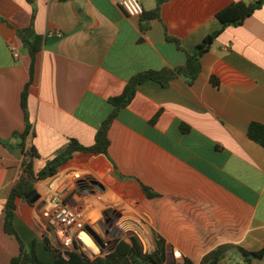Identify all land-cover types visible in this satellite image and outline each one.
Here are the masks:
<instances>
[{
  "label": "crops",
  "instance_id": "crops-1",
  "mask_svg": "<svg viewBox=\"0 0 264 264\" xmlns=\"http://www.w3.org/2000/svg\"><path fill=\"white\" fill-rule=\"evenodd\" d=\"M120 1L0 0V264L19 254L3 231L23 160L5 145L20 148L13 134L25 129L20 97L29 80L16 32L32 25L43 37L27 99L25 146L37 154L36 174L70 140L92 146L114 112L110 99L132 78L184 67L194 47L221 28L220 10L257 0H166L158 19L129 17ZM138 1L143 13L156 3ZM199 63L192 81L136 86L109 124L106 155L75 153L54 176L35 180L38 200L16 199L13 225L28 251L35 244L38 258L56 264L54 232L40 208L53 177L79 172L65 202L86 216L75 252L90 261L133 237L144 253L163 240L162 264H264V147L247 136L251 124L264 126V4L242 25L226 27Z\"/></svg>",
  "mask_w": 264,
  "mask_h": 264
},
{
  "label": "trees",
  "instance_id": "trees-1",
  "mask_svg": "<svg viewBox=\"0 0 264 264\" xmlns=\"http://www.w3.org/2000/svg\"><path fill=\"white\" fill-rule=\"evenodd\" d=\"M166 0H156L155 7L142 14L145 19H158L160 15L161 5ZM264 4V0H257L253 3L237 2L231 3L222 10H220L215 18L221 24V28L211 34H208L204 39L194 47L191 55L187 56L186 65L177 70H163L161 72H148L140 74L132 78L124 89L123 93L118 97L110 99V104L114 107V112L101 124L97 130L92 146L84 147L76 140H70L67 147L60 152L53 160L48 162L44 168L34 174L33 172V158L37 157L35 150L26 148L25 139L31 130V123L29 120L27 99L28 89L32 83L35 69V62L37 55L41 52L43 47V37L36 34L30 25L28 28L17 31L16 38L18 44L26 51L29 57V80L25 84L20 97V106L23 113L25 129L22 133H14V137L21 140L19 145L23 160L21 162L22 176L18 182L13 186L8 200L4 208L3 217V231L8 236L14 238L19 245V254L17 257L10 260L8 264H46L36 255L35 244L28 251L25 244L18 236L14 225V211L16 209V199H23L28 194L33 192V183L35 180H44L52 177L66 162L72 159L75 153H84L92 155H106L109 140L108 128L111 120L114 117L115 111L126 107L132 100L136 86L151 80L159 83L161 86L166 87L168 82L175 76H183L189 81H192L200 71V58L211 47L215 38H217L226 27H237L250 17L256 10H259ZM214 83H216L214 81ZM186 130V127L183 128ZM247 136L250 140L258 143L264 147V126L260 124H251L247 130ZM147 197H152L153 194L144 189ZM31 197L30 199H32ZM130 244L124 241H118L112 249H108L104 257H96L92 261L87 259L83 254L72 252L68 254V259L61 258L59 253L56 252V264H162L165 259V246L163 240L156 238L154 240L153 250L144 253L140 243L135 238H130ZM47 245V242H45ZM109 243H106L107 246ZM77 247V246H76ZM77 249V248H76ZM243 253V252H242ZM258 256L257 254H252ZM222 256L221 249L210 255L212 262L217 261ZM189 264V263H186ZM213 264V263H212Z\"/></svg>",
  "mask_w": 264,
  "mask_h": 264
},
{
  "label": "built area",
  "instance_id": "built-area-1",
  "mask_svg": "<svg viewBox=\"0 0 264 264\" xmlns=\"http://www.w3.org/2000/svg\"><path fill=\"white\" fill-rule=\"evenodd\" d=\"M119 6L129 17H140L143 14V7L138 0H121ZM12 53L15 58L18 57L16 50H12ZM81 179L79 172H72L70 178L65 174L53 177L55 184L49 198L40 208L39 218L50 224L56 240V252L65 260L68 259V254L76 251L79 236L86 225L83 212L71 208L65 202L66 196L77 187Z\"/></svg>",
  "mask_w": 264,
  "mask_h": 264
},
{
  "label": "water",
  "instance_id": "water-1",
  "mask_svg": "<svg viewBox=\"0 0 264 264\" xmlns=\"http://www.w3.org/2000/svg\"><path fill=\"white\" fill-rule=\"evenodd\" d=\"M5 149L9 154H12L16 159H19L22 156L20 148H13L11 145L7 144V145H5ZM31 197H33L31 200V203L38 200V198H39L37 195H35V191H33L30 194H28L26 197H24L23 201H26V200L30 199ZM99 244L101 246H103L102 242H99Z\"/></svg>",
  "mask_w": 264,
  "mask_h": 264
},
{
  "label": "rangeland",
  "instance_id": "rangeland-1",
  "mask_svg": "<svg viewBox=\"0 0 264 264\" xmlns=\"http://www.w3.org/2000/svg\"><path fill=\"white\" fill-rule=\"evenodd\" d=\"M50 231H52L51 228H50Z\"/></svg>",
  "mask_w": 264,
  "mask_h": 264
}]
</instances>
